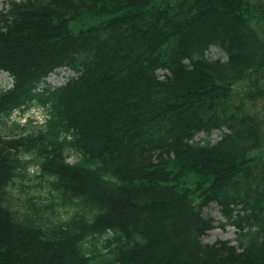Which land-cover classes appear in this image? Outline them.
Returning a JSON list of instances; mask_svg holds the SVG:
<instances>
[{
    "label": "trees",
    "instance_id": "obj_1",
    "mask_svg": "<svg viewBox=\"0 0 264 264\" xmlns=\"http://www.w3.org/2000/svg\"><path fill=\"white\" fill-rule=\"evenodd\" d=\"M263 20L264 0L6 1L0 264H264ZM211 203L234 240L204 241Z\"/></svg>",
    "mask_w": 264,
    "mask_h": 264
},
{
    "label": "rangeland",
    "instance_id": "obj_2",
    "mask_svg": "<svg viewBox=\"0 0 264 264\" xmlns=\"http://www.w3.org/2000/svg\"><path fill=\"white\" fill-rule=\"evenodd\" d=\"M6 1L9 0H0V9L3 8L6 5ZM259 28L264 29V20L258 26ZM209 57L211 58H222L226 59V54L217 47H212L209 50ZM162 73V71H160ZM73 73L69 69H60L57 72L50 75L48 78V83H50L54 87H58L63 85L70 75ZM0 84L4 88H8L12 86V78L3 71H0ZM44 86V85H42ZM48 116V109L44 107L35 106L32 107L29 111H27L25 114L16 113L13 118L20 120L21 122H26L30 117L36 120V123H44L46 117ZM222 131L216 130L212 134L213 140H218L221 137ZM76 160V156L74 154L70 155L69 161L74 162ZM206 215H210L215 219V226L208 231V233L204 237L205 242L214 243L217 240L220 239H230L234 240L237 234V228L232 225H227L226 227H223L221 225L222 222L225 221V218L223 217L220 208L218 204L211 203L205 210Z\"/></svg>",
    "mask_w": 264,
    "mask_h": 264
}]
</instances>
